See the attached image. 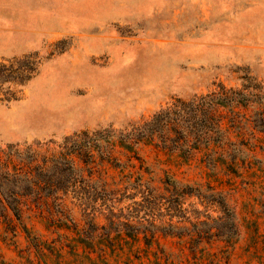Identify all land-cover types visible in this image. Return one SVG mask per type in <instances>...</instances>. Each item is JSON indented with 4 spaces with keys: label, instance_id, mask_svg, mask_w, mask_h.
<instances>
[{
    "label": "rangeland",
    "instance_id": "374dc122",
    "mask_svg": "<svg viewBox=\"0 0 264 264\" xmlns=\"http://www.w3.org/2000/svg\"><path fill=\"white\" fill-rule=\"evenodd\" d=\"M2 28L37 72L4 85L0 148L117 162L0 216V264H264V0H0Z\"/></svg>",
    "mask_w": 264,
    "mask_h": 264
},
{
    "label": "trees",
    "instance_id": "16d2710c",
    "mask_svg": "<svg viewBox=\"0 0 264 264\" xmlns=\"http://www.w3.org/2000/svg\"><path fill=\"white\" fill-rule=\"evenodd\" d=\"M24 72L13 71L7 64L0 63V102L10 101L16 98L15 92L10 89V85L5 87V84L25 83L37 72V67L29 66ZM219 96L215 105L228 106L227 100L230 99L226 92L221 93ZM168 113V109L159 111L147 123H159ZM258 115H260L259 123H264V107L261 108ZM203 121L202 119L199 122H193L202 123ZM165 123H169V121L167 120ZM214 123H220V121ZM76 141V135L65 138L59 144L57 153L48 156L45 155L41 158V165H33L34 159L27 160L25 157L23 158V153L17 146L7 145L5 148H0V208H2L0 216L7 218V212L10 211L15 219L20 220L22 207H30V202L36 208H39V204L41 203L42 211L44 206H46L45 204L53 195L59 191H67V188L63 187L65 185L64 182L65 180L69 182V176L75 169L93 170L104 167V163L112 167L116 165L117 159L110 153L104 158H98L100 161L96 162L95 154L92 152L93 149H87V147L83 149L85 146L77 145L78 142ZM120 144L126 149L130 150L131 148L126 143ZM75 158H80L84 164L78 167L75 164ZM87 158H90L91 163H94V167L88 165V162L86 163ZM128 159L130 160L131 158L129 157ZM58 174L66 176L65 179L63 181L44 179L45 175L53 176ZM38 177H41V183L35 181ZM48 182L56 183L51 184V187H46Z\"/></svg>",
    "mask_w": 264,
    "mask_h": 264
},
{
    "label": "crops",
    "instance_id": "0c3cea01",
    "mask_svg": "<svg viewBox=\"0 0 264 264\" xmlns=\"http://www.w3.org/2000/svg\"><path fill=\"white\" fill-rule=\"evenodd\" d=\"M12 32L6 29H0V55H14L24 52L20 46L14 41Z\"/></svg>",
    "mask_w": 264,
    "mask_h": 264
}]
</instances>
